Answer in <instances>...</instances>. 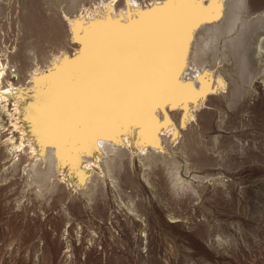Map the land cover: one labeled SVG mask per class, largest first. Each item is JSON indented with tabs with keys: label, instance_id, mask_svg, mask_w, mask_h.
Wrapping results in <instances>:
<instances>
[{
	"label": "bare ground",
	"instance_id": "bare-ground-1",
	"mask_svg": "<svg viewBox=\"0 0 264 264\" xmlns=\"http://www.w3.org/2000/svg\"><path fill=\"white\" fill-rule=\"evenodd\" d=\"M55 1L61 13L47 16L42 0H0V15L18 7L14 29L23 33L10 53L21 64L12 72L11 56L0 62V112L9 100L17 111L27 108L40 135L22 146L1 140V180L18 176L40 205L59 203L64 219L76 205L78 213L98 206L110 189L122 196L124 185L142 186L136 175L165 208L201 194L196 172L210 162L201 143L213 127L216 95L231 108L252 84L264 93V12L256 0ZM48 46L70 49L46 69L32 67L49 58ZM206 139L209 149L231 145L221 134ZM127 197L126 210L148 227L149 204Z\"/></svg>",
	"mask_w": 264,
	"mask_h": 264
},
{
	"label": "rangeland",
	"instance_id": "rangeland-1",
	"mask_svg": "<svg viewBox=\"0 0 264 264\" xmlns=\"http://www.w3.org/2000/svg\"><path fill=\"white\" fill-rule=\"evenodd\" d=\"M42 1L47 16L61 13L58 1L50 0L48 5V0ZM88 1V6L95 2ZM256 5L258 13H263L264 0H256ZM49 6L54 10H47ZM17 8L0 15V27L6 26L0 29V62L7 55L5 60L14 59L10 53L16 46L20 49L23 33L15 30L20 24ZM64 47H49V58L40 56L31 66L46 69L53 55L69 51L70 47ZM15 59L9 61L12 72L22 60ZM28 66L24 77L20 74L26 85L31 81ZM11 77L20 78L15 73ZM256 88L253 84L246 88L245 96L231 108L223 96L216 95L213 127L201 143L210 162L196 172L203 178L196 180L202 192L171 199L172 209L165 208L159 193L136 175L133 179L142 186L133 189L124 182L130 186H123L122 196L110 189L103 201L100 197L98 206L84 205L78 213L76 205L70 218L64 219L59 215V203L42 201L40 205L29 187L22 190L18 176L6 182L0 177V264H264V93ZM14 103L9 100L1 105L5 112H0V144L7 137V145L22 146L40 135L27 119V108L17 111ZM211 133L223 135L231 145L209 149L206 136ZM5 164L0 165V175ZM131 193L149 204L148 227L126 210L124 202L130 201L127 194ZM173 214L176 218H171Z\"/></svg>",
	"mask_w": 264,
	"mask_h": 264
}]
</instances>
